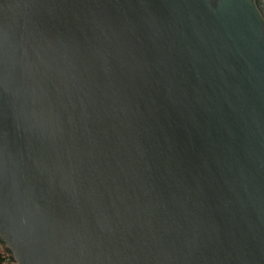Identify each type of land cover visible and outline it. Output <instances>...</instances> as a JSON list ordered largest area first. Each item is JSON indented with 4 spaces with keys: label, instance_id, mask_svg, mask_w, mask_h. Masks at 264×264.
<instances>
[{
    "label": "water",
    "instance_id": "1",
    "mask_svg": "<svg viewBox=\"0 0 264 264\" xmlns=\"http://www.w3.org/2000/svg\"><path fill=\"white\" fill-rule=\"evenodd\" d=\"M5 264H264V0H0Z\"/></svg>",
    "mask_w": 264,
    "mask_h": 264
},
{
    "label": "trees",
    "instance_id": "2",
    "mask_svg": "<svg viewBox=\"0 0 264 264\" xmlns=\"http://www.w3.org/2000/svg\"><path fill=\"white\" fill-rule=\"evenodd\" d=\"M6 260V254L0 249V264H5Z\"/></svg>",
    "mask_w": 264,
    "mask_h": 264
}]
</instances>
